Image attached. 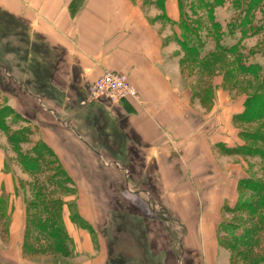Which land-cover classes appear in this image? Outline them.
I'll return each instance as SVG.
<instances>
[{
  "label": "crops",
  "instance_id": "0c3cea01",
  "mask_svg": "<svg viewBox=\"0 0 264 264\" xmlns=\"http://www.w3.org/2000/svg\"><path fill=\"white\" fill-rule=\"evenodd\" d=\"M163 12L177 26L179 0H166ZM0 14L3 22L17 21L2 26L1 49L9 56L2 57L0 68L11 89L1 88V97L38 127L75 184L81 216L98 226L96 236L103 242L95 252L92 234L72 226L73 258L95 254L92 263L111 264L99 228L106 220L93 212L115 210L111 194L118 207L135 216L134 223L143 227L135 232L149 245L129 257L134 260L117 252L112 264H162L169 256L156 243L168 240L167 233L156 235L153 229L168 221L146 213L159 202L203 212L198 222L206 248L203 263L219 264L213 218L223 203H231L236 181L231 166H218V157L230 156L217 152V125H200L199 117L187 113L193 94L175 56L182 46L165 41L132 0H0ZM108 70L125 74L140 100L91 98L90 85ZM3 165L0 148V169ZM0 181L10 190L6 173L0 172ZM11 222L13 233L23 224L21 214L14 213ZM188 231L187 245L197 248L196 236L190 239Z\"/></svg>",
  "mask_w": 264,
  "mask_h": 264
},
{
  "label": "rangeland",
  "instance_id": "374dc122",
  "mask_svg": "<svg viewBox=\"0 0 264 264\" xmlns=\"http://www.w3.org/2000/svg\"><path fill=\"white\" fill-rule=\"evenodd\" d=\"M132 1L140 6L146 17L156 24L159 30H162L165 41L179 44V27L178 25L175 26L174 22L170 21L164 14L160 0ZM181 1V11L190 19L191 26L194 24L198 26V35L202 44L200 48L202 50L201 58H196L183 47H181V50L175 51L178 53L175 56L180 59L183 76L186 79V90H188L187 92L191 91L189 93L193 94V104L192 102L190 104L192 110L190 109V112L187 113L199 117L196 122L199 121L200 125H217L215 137L218 140L217 152L221 155L227 154L230 156L227 160L218 157L217 163L221 168L231 166V170L233 169L232 174L234 181H236V188L234 187L230 206L234 207L238 199L237 185L241 178L254 176L264 179L263 157L259 154L252 155V153L228 154L225 153L226 150L222 146L236 147L248 144L257 146L259 150H264V138L261 139L264 137V117L251 119L249 116L240 114L243 111L241 109L244 107V101L249 95L263 90L259 88L260 82L254 75L242 72L238 68L237 62L240 58L245 65L256 63L264 68V1L255 10L252 9V14L248 17L251 23L248 26L250 28H247L249 31L247 36H242V26L239 25V19L246 14L240 12V7L234 5V0ZM210 9H212V13L209 11ZM6 21L3 22L0 14V62L2 57L9 56L6 50L1 49V31L3 24H7L8 21ZM16 22V20L9 19L8 24L10 26L15 25ZM5 35H9L11 40L16 37L7 30ZM15 40L16 38H14ZM233 46H237L235 53H227L221 50V48L228 49ZM211 52L215 54L209 55ZM204 57L205 59L201 60ZM14 68L16 69V66ZM10 85L11 82L4 76V71L0 68V148L4 161V167L1 166L0 172L6 173L11 185L10 190L6 191L0 181V202L2 201L0 203V264H94L92 260H95V254H90L87 256L88 258L86 257L83 260L73 258L77 254L76 243L70 234L72 226L79 230H87L92 234L95 252L98 247L102 250L103 243L102 241L99 242L98 236H96L98 226L90 224L81 216L77 207V194L66 197L65 193L63 194L56 184L48 180L53 173L52 170L48 169L51 166L50 164L43 163L42 170L30 171L25 168V164L21 160V153H30L38 141H41V138L39 137L38 127L30 125L28 119L26 120L22 115L18 116L15 110L1 97V88L7 91V87L11 89ZM13 133H17L21 137L16 145L17 148H14V143L8 138ZM251 135L256 138L259 137V139L253 140ZM220 139L227 140V143L219 141ZM47 158L50 159V156H47ZM227 170L229 171V169ZM67 187L73 188L70 183L67 184ZM107 196L110 198V208L113 209L112 206H114L116 207L115 210L105 208L104 210L93 211L94 217H100L101 221L105 219L107 223L99 227L101 228L100 235H104L106 239V250L104 251L111 264L115 260L113 255L117 252L124 254L128 261L134 260L129 257L134 254L139 256L141 253H137V251L149 249L145 236L143 239L142 234H136L135 232V229L140 228L143 231V227L138 223H134L136 221L134 215L126 213V210H122L114 203V195L108 194ZM57 198L70 200L75 205V209L72 211L67 206L63 209L64 226L70 238L68 252L58 251L55 238L37 227V224L39 222L43 223L47 217L46 213L43 212V206L48 205L50 200ZM159 203L157 205L152 203V209L146 213L152 219L156 220V217H160L168 221L162 222V225L166 227L159 226L158 228L156 225L153 228L156 235H160L161 232L167 233L168 236V240L162 237L160 243L156 242L163 251H167L169 254L168 257L163 258L162 264H165L166 261L168 264H204L203 252L206 248L203 247L202 232L198 231V222L201 221L203 212L192 209L179 211L170 208L169 205L168 208L166 205ZM224 204L226 203L222 204L223 207L216 211L215 218H213L214 224L217 223V226H215L217 233L216 236L214 235L213 240L215 238L216 251L220 254L217 261H220L219 264H262L259 261L256 249L240 248L233 251L224 243H220L218 236L222 220H240V213L225 210ZM16 212L21 214L23 224L18 227L19 231H13L12 233L11 219ZM73 215H75L74 220ZM124 217L131 221L132 224L126 222L131 226L125 224ZM240 222L246 229H254V221H252L248 212H245ZM153 225H155V222H153ZM187 231L189 236L192 234H194V237L196 236L197 248L190 246V243L189 246L187 245L189 242L188 236L185 235ZM262 234L264 235V232ZM28 235L29 237H27ZM193 236H190V239ZM222 236H224V233H222ZM26 241L28 246L33 248L30 252H27L24 248ZM140 259L148 261L145 257Z\"/></svg>",
  "mask_w": 264,
  "mask_h": 264
},
{
  "label": "trees",
  "instance_id": "16d2710c",
  "mask_svg": "<svg viewBox=\"0 0 264 264\" xmlns=\"http://www.w3.org/2000/svg\"><path fill=\"white\" fill-rule=\"evenodd\" d=\"M263 1L264 0H234V5L240 7V12H245L246 14L239 19V25L242 26V36H247L249 34L247 28H250L248 26L251 22L248 17L251 16L252 11L258 8ZM160 2L162 3L163 10H165L166 0H160ZM181 2L182 1L179 0L180 19L176 23L180 31L178 34V42L188 53H191L196 58H201L202 50L200 48L202 44L200 36L198 35V26L195 24L192 26L190 25V19H188L181 11ZM209 8L210 6L208 9ZM209 11L212 13V9ZM251 29L253 30V28ZM253 32L255 33V31ZM221 50L227 53H235L237 51V46H233L228 49L221 48ZM214 54V52H211L209 55ZM205 57L207 56L205 55ZM205 57L201 60H204ZM237 62L238 68L242 72L252 73L254 75V77L260 82L259 88L263 90L253 95H249V97L244 101L243 111L240 114L249 116L251 119L264 117V93H262L264 92V68L256 63L245 65V63H242L240 58ZM17 114L18 116L20 115L19 113ZM8 138L12 143H14V148H17L16 145L18 144L19 139L21 140V137H19L17 133H13ZM263 138L264 137L261 139ZM252 139L257 140L259 137L256 138L253 136ZM222 146L224 150L229 151H225V153L228 154L252 153V155L259 154V156L264 158V150L257 149V146H250L248 144L239 145L236 147H227L225 145ZM47 156H50V159H48ZM21 160L25 164V168L30 171L42 170L43 163L50 164L51 166H49L48 169L52 170L53 173L48 180L51 183L53 182L56 184L57 187L62 190V193H65L66 197L77 194V189L74 182L68 176L61 162L58 160L55 152L43 140L38 141L30 153H21ZM69 183L72 184V189L67 187V184ZM39 190L37 191L38 195L40 194ZM237 193L238 199L235 206L232 207V205L230 206V204L226 202V204H224V209L228 210L229 212H239L240 220L226 221L223 219L220 223V231L218 236L219 241L220 243H224L233 251L240 248L256 249L259 255V261L264 264V235L262 234L264 232V179L254 176L241 178L237 185ZM0 203H2V201ZM65 206H67L71 211L75 209L74 203H72V201L70 202V200H63V198L50 200L48 205L45 204L43 206V212L46 213L47 217L43 223L39 222L37 227L48 232L52 238H55V242L58 245V251L64 250V252H68L67 249L70 248V238L68 237V232H66L63 220V209ZM245 212H248L249 216L252 218V221H254V229L248 230L243 224H241L242 222L240 221L243 218ZM73 216L74 220L75 215ZM124 218L126 219V217ZM27 233L29 234V231ZM222 233H224V236H222ZM27 237H29V235ZM24 248H26L25 250H27V252L33 250L32 247L28 246L27 241Z\"/></svg>",
  "mask_w": 264,
  "mask_h": 264
},
{
  "label": "built area",
  "instance_id": "2783aa9c",
  "mask_svg": "<svg viewBox=\"0 0 264 264\" xmlns=\"http://www.w3.org/2000/svg\"><path fill=\"white\" fill-rule=\"evenodd\" d=\"M91 98L105 97L117 103L126 99L140 100V94L123 73L108 70L98 77L89 88Z\"/></svg>",
  "mask_w": 264,
  "mask_h": 264
}]
</instances>
